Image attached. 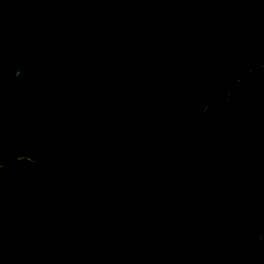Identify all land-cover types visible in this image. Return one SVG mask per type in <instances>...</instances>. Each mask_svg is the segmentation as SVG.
<instances>
[{"label": "trees", "instance_id": "1", "mask_svg": "<svg viewBox=\"0 0 264 264\" xmlns=\"http://www.w3.org/2000/svg\"><path fill=\"white\" fill-rule=\"evenodd\" d=\"M0 264H264V0H0Z\"/></svg>", "mask_w": 264, "mask_h": 264}, {"label": "clouds", "instance_id": "2", "mask_svg": "<svg viewBox=\"0 0 264 264\" xmlns=\"http://www.w3.org/2000/svg\"><path fill=\"white\" fill-rule=\"evenodd\" d=\"M12 75H14L17 79H19L20 75H21V71L19 68L16 69V71L14 73H12Z\"/></svg>", "mask_w": 264, "mask_h": 264}]
</instances>
